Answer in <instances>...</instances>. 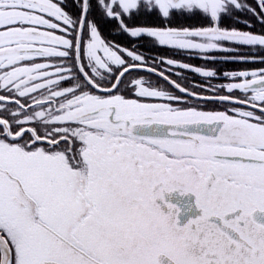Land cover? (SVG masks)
<instances>
[{
  "label": "snow or ice",
  "instance_id": "snow-or-ice-1",
  "mask_svg": "<svg viewBox=\"0 0 264 264\" xmlns=\"http://www.w3.org/2000/svg\"><path fill=\"white\" fill-rule=\"evenodd\" d=\"M257 60L264 0H0V264H264V67L207 66Z\"/></svg>",
  "mask_w": 264,
  "mask_h": 264
},
{
  "label": "trees",
  "instance_id": "trees-1",
  "mask_svg": "<svg viewBox=\"0 0 264 264\" xmlns=\"http://www.w3.org/2000/svg\"><path fill=\"white\" fill-rule=\"evenodd\" d=\"M95 2V0H93ZM69 3H71V0H69ZM243 3H248L251 4L253 7H256V0H243ZM71 11L75 12V8H71ZM257 12L260 11V9L257 7ZM94 15L99 16V12L94 13ZM244 21H248V23L251 25V27H248ZM157 21L155 20H150L146 18H137L134 21H130V23H135V24H143V23H156ZM185 25L191 24L195 26H199L200 24L205 23L204 20L202 19H192V20H187L183 21ZM102 36H104L105 39L118 43L122 46H129V37L126 34H122L117 30V25L115 21L109 20V19H102L100 20L98 24ZM223 26L225 27H235L240 30L244 31H254V32H261V24L258 20L257 17L253 16L250 12H245L243 10L239 11L236 13V17H230L226 18L223 21ZM149 45L145 42L144 47L138 48V51L143 53L146 57H152V55H155L156 58L159 57H166V58H172L175 60H179L183 63H188L192 65H197V66H204L205 61L199 58V56L195 53L192 52H187V51H179V50H174V49H165V48H155L151 49L149 51ZM249 49H244L242 54H249ZM251 54L253 55H259L260 53L257 52L256 50H251ZM217 56L220 55H225L223 53H217ZM208 67H214L217 69V71L221 74L220 79H213L211 81L212 84H219V83H224L226 82L222 78V73L225 71H234V70H240V69H258L260 67H264V64H261L258 60L255 62H248V63H239V62H224V61H218L214 63H210L207 65ZM171 66L168 65H160L159 70L160 71H165L166 74L168 73V69ZM175 72H180L182 75L180 77H177L175 75H172V79H176L178 82L182 84H187L190 88L192 87L193 84H205L206 81L200 77L198 74L192 73L188 70H183L179 68H172V73ZM141 74H144L141 72ZM153 79H156V77L153 75ZM196 91H200V89H194ZM204 95H208L210 93H202ZM207 108H217L221 109V106L219 104H212L209 103L207 105ZM222 110V109H221Z\"/></svg>",
  "mask_w": 264,
  "mask_h": 264
},
{
  "label": "flooded vegetation",
  "instance_id": "flooded-vegetation-1",
  "mask_svg": "<svg viewBox=\"0 0 264 264\" xmlns=\"http://www.w3.org/2000/svg\"><path fill=\"white\" fill-rule=\"evenodd\" d=\"M144 44H145V42H144ZM152 57H153V58H156V56H155V55H152Z\"/></svg>",
  "mask_w": 264,
  "mask_h": 264
},
{
  "label": "rangeland",
  "instance_id": "rangeland-1",
  "mask_svg": "<svg viewBox=\"0 0 264 264\" xmlns=\"http://www.w3.org/2000/svg\"><path fill=\"white\" fill-rule=\"evenodd\" d=\"M241 2L243 3V0H241ZM102 34V33H101ZM141 43H144V42H141Z\"/></svg>",
  "mask_w": 264,
  "mask_h": 264
}]
</instances>
